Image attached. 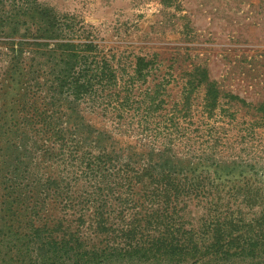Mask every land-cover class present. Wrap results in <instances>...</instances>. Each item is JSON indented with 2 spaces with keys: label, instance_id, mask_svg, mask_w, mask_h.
I'll list each match as a JSON object with an SVG mask.
<instances>
[{
  "label": "trees",
  "instance_id": "trees-1",
  "mask_svg": "<svg viewBox=\"0 0 264 264\" xmlns=\"http://www.w3.org/2000/svg\"><path fill=\"white\" fill-rule=\"evenodd\" d=\"M6 2L12 5L4 10ZM14 2L0 0V30L8 29L0 42L11 45L4 47L8 85L0 89V98L4 102L13 86H20L23 46L32 40L31 52L43 59L32 73L47 78L43 86L32 89H45L47 105L41 112L34 106L32 115L24 116L38 120L27 133L42 134V139L50 134L49 140L64 146L78 136L77 129L69 136L56 128L40 132L39 119L42 125H50L54 116L49 110L65 107L59 117L67 115L80 126L84 122L76 102L85 105L90 115H98L94 109L103 106H121L117 77L92 41L74 43L75 24L26 0ZM145 60L136 59L135 72L149 67ZM210 94L214 105L211 89ZM3 108L4 103L0 104L2 125ZM82 129L83 153L76 146L70 154L81 162L87 187L83 208L68 213L67 207L76 206L68 184L61 187L51 177L36 179L32 172L36 168L33 150H47L29 148L28 137H21L26 131L0 129L1 263L13 253L28 255L27 244L49 241L37 249L42 258L38 264H264V173L259 174L257 165H214L213 175L196 176L181 175L198 169H187L182 162L135 168L116 157L114 145L119 142L110 131L88 125ZM124 151L134 154L135 148L126 144ZM248 169L253 170L251 175Z\"/></svg>",
  "mask_w": 264,
  "mask_h": 264
},
{
  "label": "rangeland",
  "instance_id": "rangeland-1",
  "mask_svg": "<svg viewBox=\"0 0 264 264\" xmlns=\"http://www.w3.org/2000/svg\"><path fill=\"white\" fill-rule=\"evenodd\" d=\"M26 1L75 24L74 43L92 41L98 47L104 63L117 77L116 91L122 97L117 108L94 109L98 115H90L85 105L74 103L84 122L80 126L67 115L59 117L66 109L55 106L49 110L54 116L50 125H42L43 119H39L36 129L40 132L56 128L69 136L75 129L83 132L85 125L110 131L119 142L114 145L116 157L121 164L129 162L135 168L172 161L182 162L187 169L198 168L181 175H213L212 166L234 162L246 167L257 165L259 174L264 173V0ZM11 5L6 2L4 10ZM7 32L0 30V40ZM30 42L23 46L26 51L20 58L24 65L21 88L11 84L13 92L4 96V102L0 98V104L5 105L0 129L26 131L21 137H28L29 148L47 150L44 153L33 148L36 168L32 172L36 179H56L61 187L67 183L76 206L67 207L65 213L69 209L80 211L87 186L80 174L81 162L70 153L76 146L79 154L83 153L81 135L62 146L54 138L49 140L50 134L42 139V134L27 133L38 120L24 116L32 115L34 106L41 112L47 105L45 89H32L33 85L43 86L47 78L32 73L43 59L31 52L35 47L28 46ZM2 43L0 89L8 85L4 47H11ZM138 58L150 63L140 74L135 72ZM210 89L216 96L214 105ZM126 144L135 148L134 154L124 151ZM54 155L57 157L51 161ZM206 167L210 168L205 171ZM247 172L251 175L253 170ZM45 243L49 241L27 244L28 255L18 251L6 257L5 263L1 258L0 264L41 263L37 249L45 248Z\"/></svg>",
  "mask_w": 264,
  "mask_h": 264
}]
</instances>
